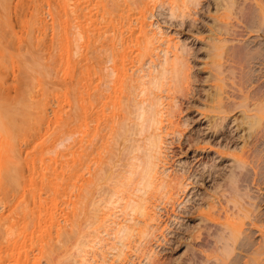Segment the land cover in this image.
Listing matches in <instances>:
<instances>
[{"label": "bare ground", "instance_id": "bare-ground-1", "mask_svg": "<svg viewBox=\"0 0 264 264\" xmlns=\"http://www.w3.org/2000/svg\"><path fill=\"white\" fill-rule=\"evenodd\" d=\"M59 2L60 4H57L60 10L58 7L56 10L60 11L58 14L64 20L63 37L65 36L64 41L67 44L65 53L63 52L65 56H62L65 67L59 70H62V79L71 81L65 98L67 102L72 100L71 103L75 106L73 115H79L77 118L81 124H78L80 127L77 129L82 135L80 143L78 142L79 147H76L79 149L76 150L77 158H74L77 159L75 163L79 166V173L72 169L80 177L81 183L78 186L79 195L76 196L79 202L72 203L75 211H79L76 212L77 215L80 214L79 222H75L76 219L71 220L73 225L76 223L75 228H78H74L77 239L73 238L75 242L69 239L68 230L65 233L68 237L65 234L63 237L74 242L72 246L67 243L69 240H65L66 248L74 247L73 250L77 252L79 259L71 260L73 264H98L97 260H101L102 264V260L107 257L105 253L108 255L110 250L116 251L117 258H120L137 239L141 247L140 251L137 249L136 252H144L147 247L143 246L149 244L150 238L162 230V226L157 227V223L162 224L160 212H164L170 219L166 225L172 223V219L177 221L182 218L185 213H194L192 209L180 212V208L183 211L186 203L185 200L178 202L181 190L186 192L185 188H192L197 184L190 180L194 177L193 171L180 173L173 170V166L165 159V151L175 144L177 136H180V140L183 137L179 114L191 99L190 95L200 91L190 83V61L183 55L188 50L183 49L186 46L180 49V46H175L170 39L163 38L165 33L159 26L156 30L157 25L152 23L151 19L154 16V8L165 5L169 6L168 11L172 18L182 20L186 16L191 17L195 14L193 9L196 10L195 6L199 5L200 1ZM214 4L216 18L213 20L216 26L210 32L209 45H206L207 56L211 60L210 72L201 77L203 88L200 90L203 97L198 93L202 102L199 104L201 107L198 106L199 117L193 119L194 122L205 124L203 131L208 135L201 142L194 135H189V139L187 135L183 138H187L191 144L198 141V144H208L209 148L215 147L212 148L215 151H211H214L217 158L229 159L230 165L224 174L213 177L214 185L210 186L209 192L205 189L202 203L195 206L198 207L196 216L198 215L199 222L195 230L191 229L193 233L190 234L195 237H192L193 240L189 239L193 242L187 247H190L191 252L185 264H230L232 257L235 259L233 264H264V0H216ZM56 10L54 11L57 12ZM59 70L54 72L56 77L61 74ZM56 77L55 80L58 79ZM72 88L74 90H71ZM70 116L72 117V114L68 115ZM90 123H95V126ZM229 127L235 133L232 136L229 135L231 131L228 134ZM220 137L222 141H219ZM168 139L172 142L168 143ZM206 149V146H201L196 151L202 150L203 154L204 151L207 152ZM172 152H175V149ZM4 173V178L0 174L2 188H6L4 184L13 183L15 177L14 172L9 174L11 172L8 171L5 175ZM75 173L73 175L70 172V177H74ZM47 174H42L43 177L46 175L45 181H52L54 176L48 177L50 174ZM209 176L212 174L202 172L199 181L205 182ZM2 179L6 182L2 183ZM56 191L58 192L57 189ZM164 199L167 200L165 205L171 204L173 210H163V207L156 204ZM7 200L6 207H11L12 201ZM77 204L78 206H75ZM21 205L19 203V206ZM27 207L28 215L23 217L28 219L29 214H33V220L36 210L32 213ZM152 207L155 210H152ZM23 210L24 206L19 215L26 214ZM117 210L122 211L121 216L124 219H120L121 221H117L121 217H117ZM48 214L47 211L46 216ZM193 216L195 215L193 214L192 218ZM29 220L31 219L27 221ZM62 232L65 230L61 231V234ZM104 234L111 239L103 237ZM91 237V240L96 242V247L102 244L101 247L107 248L108 252L101 249V256L93 252V258L89 260L86 254L88 255L91 247ZM252 238L254 240L250 242ZM109 241L113 243L110 244ZM48 245L44 244L45 247L42 248L46 250ZM52 246L51 244L49 247ZM73 250L69 247L64 249L66 256L62 257H67L70 251L73 255ZM51 251L54 250L50 249L48 252ZM159 258L149 255V259L154 261L150 264H165L162 262L164 260ZM107 259L105 264H108Z\"/></svg>", "mask_w": 264, "mask_h": 264}, {"label": "rangeland", "instance_id": "rangeland-1", "mask_svg": "<svg viewBox=\"0 0 264 264\" xmlns=\"http://www.w3.org/2000/svg\"><path fill=\"white\" fill-rule=\"evenodd\" d=\"M59 1L60 0H0V174L4 173L3 171H7V173L5 172L6 174H8V171L11 172L9 174L14 172L13 174H15V177L17 178L15 179V177H13L14 181L17 180L16 182L13 181V183L9 182L4 184L6 188H2L3 185L1 186L0 182V264H73V261L78 258L77 252L73 250L74 247L71 249L70 246H67V248L69 247L70 250H73V255L72 251H70V254L68 253L67 257H62L66 256L65 252L67 251L66 250L64 252V249H67L65 240L68 241L69 239H72L75 242V239H77V237H75L77 234L75 229L78 228H75V222L80 221V214L77 215L79 211H75V207H73V204H76L74 202H79V199L77 198V195L79 194L77 193H79L78 190L80 189L78 186L81 184L79 183L80 177L75 173V171L78 172L80 169L78 164L75 163L77 159L74 160V158H77L76 153L79 149L76 147H79L82 135L79 132V129H77L80 127L78 124H81L78 119L79 115H76L75 113L74 115H76V117H73L75 106L71 103L72 100L71 102H67V98H65L67 91H69L71 87V81L69 82V80L61 78L63 77L61 71L65 67V61L63 60L64 57L62 58V56H65L64 48H66V43L64 41L65 36L63 37V35H65L63 26L65 25L63 22L64 20L61 18L60 14H58L60 11L56 10L57 7L60 10ZM199 1L200 3L197 5L198 7L195 6L196 10L193 9V13L195 14L192 13L193 15L191 17L186 16L182 20L172 18L169 14L170 11H168L169 6L167 7L165 5L163 7L154 8V16L151 21L157 25L155 26V29L159 26L160 30L165 33L163 38L170 39L169 41H172L173 44L175 43V46H180V49L185 46L186 47L183 49H188L185 51L187 55H185L186 53L183 55L185 58L187 56L189 59H187L188 62L190 61V63H188V66L190 64L189 71L191 70L190 75H193H191L192 80L190 83H192L191 86H195L197 91L200 92H197V94L194 92V94H192L194 95L193 97L190 95L191 99L189 102H186L184 111L179 114V119L182 121L181 131L183 132V137L187 135L189 139L191 135H194V137L199 138V142H201V140L208 135L203 131L205 124H200L198 123L199 121L194 122L193 119L194 117H199L197 111L199 107H201L199 104L203 97V95H201L202 91L200 90V88H203L201 77L207 76L210 72L211 60L208 59V49L206 45H209V37H211L210 32H212L215 28L214 26H216L213 20L214 17L216 18V6L214 4L216 0ZM57 2L59 4H57ZM157 9L160 11H157ZM55 17L57 19H55ZM170 42L169 44L173 46ZM176 42L179 44H176ZM164 47H166V45ZM59 69L62 70L60 71ZM58 70L61 74L56 77L54 72L56 73ZM55 77L59 80H55ZM71 90L74 89L72 88ZM189 93L191 94V92ZM198 93L202 96H200V99ZM71 114L72 117H68V115ZM72 118L75 120L77 118L78 120L75 121ZM189 122H192V124ZM92 124L95 126V123H90V125ZM230 129L231 128L229 127L228 134L231 131V134L229 135L232 136L235 133ZM183 137L180 140V136H177L176 140H174L175 144L168 147V150L165 151V159H167L166 161L173 166V170L177 172L182 173V171H193L192 176L194 177L191 176L192 178L190 180L191 182L194 180V182L198 185L194 183L195 185H193L192 188L191 186L188 188L184 187L185 189H183L186 190V192L181 190L182 194H179L178 202L185 200L186 203L185 208H182V210H184L181 211L180 208V212H188L189 209H192L195 216L192 218L193 214L185 213L182 218L177 221L172 219V223L166 225L170 219L167 218V215L164 212H160L163 219L161 220L162 224L157 223V227L162 226L160 228L162 230L157 232L154 237L150 238L149 244L146 242V244L144 243L145 246H143V248L147 247L143 250L144 252H136V250H139L141 247L139 245L140 241L137 239L138 243L134 241L133 245H131L129 249L125 250V252L127 251L125 255L120 258H117L116 251L114 252L109 249L110 252H108L107 248L105 249L104 247H101L103 246L102 244H98V249L96 247V242L91 240V237L89 239L91 247L90 249L88 248L90 254L89 252L88 255L86 254V257L89 258V260L93 258V252L99 253L98 255L101 256L100 254H103L101 253L103 250V252H108V255L105 253V257H107L102 260L104 261L102 264H105L107 258L108 264H150L154 261L149 259V255L153 258L154 256L155 258L160 257L159 259L164 260L162 262L165 264L186 263V259L191 252L190 247V250L187 247L191 242H193L190 241L193 240L192 237H195L193 234H190L193 233L191 229L195 230L194 228L199 222V220H197L198 215L196 216V208L198 207L195 206H199L198 204L202 203V196L206 193L205 189L207 191L208 189H211L212 185H214V178L220 174H224L226 169H229L228 166L230 165V162L227 158H217V155L214 153L215 150L212 149L215 147L209 148L208 144H198V141H194L191 144L188 143L187 138ZM214 137L215 136L212 138L213 140ZM218 139L219 141H222V137ZM171 142L172 141L168 139V143ZM201 146H206V151L209 152V154L207 152L205 153L204 150L203 154L202 150L196 151V149ZM174 149L175 152H172ZM70 172H72L73 175L75 173V176L70 177ZM200 172H204L207 175L212 174V176L207 177V182L205 181V183L199 181ZM47 173L50 174L48 177L54 176L50 182V179L48 182L45 181L44 178L46 175L43 177V175ZM196 174L198 177L195 178ZM19 175H23L25 178ZM1 176H3V174ZM8 176L9 175H6V177ZM57 176L58 179H56ZM30 178L32 179L31 181ZM5 182L6 181L4 180L2 183ZM56 182L58 185H56ZM65 184L67 186H65ZM50 185L54 187L53 189H55V191L49 188L52 187ZM262 196L264 197V194ZM32 197L34 199L36 198L37 201L35 202L36 199L34 200ZM7 199L13 202H11V204L14 207H10V205L6 207L5 204ZM9 200H7V202H10ZM164 200L162 202L159 201L160 203L156 202V204L163 207V210H173L171 204L169 206L168 204L165 205L167 200ZM32 201L34 204L37 203V205L32 204ZM21 202L22 205L24 203L26 204V206L25 204L23 205L25 210L23 211L26 212V214L23 213L22 215H19L21 212L20 210L23 209ZM39 202L41 204H39ZM19 203L21 206H19ZM34 206H37V209ZM75 206H78V204ZM26 207L32 213L36 210L34 212L36 216L34 215L35 217L33 220L31 218V215L33 214H29V218L31 219L29 221H27L29 218L27 219L26 216L25 218L23 217L24 215H28ZM33 207L34 209H32ZM41 210H43V212H41ZM152 210H155V208L152 207ZM47 211L49 213L48 216H51H46ZM117 211V217L121 216L122 211ZM73 212H77V217ZM37 214L40 216H37ZM72 214L75 215V218L72 217ZM117 217L116 219H118ZM74 219H76L74 222L75 225L72 224ZM120 219L123 220V216L119 217L117 221ZM44 220L47 222L45 223ZM154 225L156 226V223ZM60 226L63 227L61 228ZM64 230L65 232H62L63 234H61V231ZM66 232L70 235L69 237L65 234ZM74 232L76 233L75 235ZM64 234L69 239H64ZM50 235L51 237H49ZM60 235L62 237H60ZM103 237L109 238L106 234H104ZM111 237L115 238V236ZM253 240L254 238H252L250 242ZM73 241L69 240L67 243L74 245ZM43 243L46 245L49 243L46 250L45 248H42L45 247ZM64 243L65 247L63 248ZM111 243L113 242H110V244ZM51 244L53 246L50 248L49 246H51ZM191 245L192 243L190 246ZM48 248L54 251L49 253L48 251H50V249ZM60 248L61 250H59ZM187 249L189 251H187ZM148 250H150V252ZM233 258L234 257L229 260L230 264L231 262L232 264L234 263L233 261H235V259ZM95 260H97V258H95ZM97 261L99 262L98 264L101 263V260Z\"/></svg>", "mask_w": 264, "mask_h": 264}]
</instances>
